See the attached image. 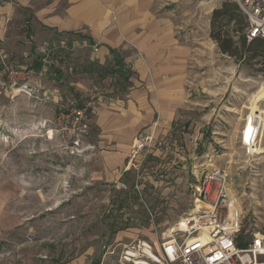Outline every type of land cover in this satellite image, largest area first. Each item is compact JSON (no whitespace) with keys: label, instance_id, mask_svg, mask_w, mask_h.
<instances>
[{"label":"rangeland","instance_id":"rangeland-1","mask_svg":"<svg viewBox=\"0 0 264 264\" xmlns=\"http://www.w3.org/2000/svg\"><path fill=\"white\" fill-rule=\"evenodd\" d=\"M27 26L26 39L16 27L0 43V264H118L124 245L162 242L214 169L228 174L244 228L264 232V77L255 63L219 56L204 69L197 105L163 138L140 132L131 154L144 134L164 146L108 170L93 107L128 90L90 69L95 52L82 41ZM86 103L80 119L69 115ZM248 118L263 121L251 160L238 140Z\"/></svg>","mask_w":264,"mask_h":264},{"label":"crops","instance_id":"crops-1","mask_svg":"<svg viewBox=\"0 0 264 264\" xmlns=\"http://www.w3.org/2000/svg\"><path fill=\"white\" fill-rule=\"evenodd\" d=\"M222 2L0 0V43L7 44L16 27L20 28L17 37L26 39L23 29L34 24L68 35L78 40L75 44L91 39L97 45L94 56L100 64L111 58L109 49L121 53L133 72L132 86L123 98L99 97L93 107L99 130L97 144L104 149L103 167L118 169L130 160L132 142L140 132L156 129L162 138L168 135L183 111L197 105L194 93L204 90V69L212 67L219 56L229 58L209 37L211 13ZM263 96L264 90L256 98ZM156 120L159 125L154 128Z\"/></svg>","mask_w":264,"mask_h":264},{"label":"built area","instance_id":"built-area-1","mask_svg":"<svg viewBox=\"0 0 264 264\" xmlns=\"http://www.w3.org/2000/svg\"><path fill=\"white\" fill-rule=\"evenodd\" d=\"M246 17L247 42L264 41V0H232ZM65 47V42L60 43ZM83 47L97 51L96 45L82 41ZM91 104L69 113L80 119ZM156 120L152 127L158 126ZM261 119L248 118L241 132V150L251 160L261 153ZM250 126V127H249ZM152 133L141 135L132 148L131 158L144 159L164 146ZM193 210L168 230L157 245L138 240L124 245L118 264H264V232L245 229L237 210V200L228 187V174L220 169L206 173L193 187ZM244 244L239 247L238 243Z\"/></svg>","mask_w":264,"mask_h":264},{"label":"trees","instance_id":"trees-1","mask_svg":"<svg viewBox=\"0 0 264 264\" xmlns=\"http://www.w3.org/2000/svg\"><path fill=\"white\" fill-rule=\"evenodd\" d=\"M230 25H233L234 30H230ZM246 27V17L239 10L236 3L232 0H224L220 7L214 9L211 13L209 37L216 43L220 53L234 57L248 66H254L253 63H255L258 66L257 71L264 77V41L254 39L247 42L244 36ZM86 41L90 45H94L93 41L87 37ZM109 55L111 58L106 64L92 62L90 69L96 67L98 72L106 74L112 79H118L124 86L122 90L127 91L132 86L130 78L133 72L125 65L118 50L109 49ZM34 67L39 70L42 67V62L35 61ZM237 245L241 247L244 244L239 242ZM93 264H99V262L96 261Z\"/></svg>","mask_w":264,"mask_h":264}]
</instances>
